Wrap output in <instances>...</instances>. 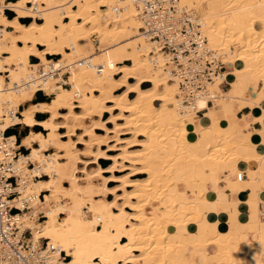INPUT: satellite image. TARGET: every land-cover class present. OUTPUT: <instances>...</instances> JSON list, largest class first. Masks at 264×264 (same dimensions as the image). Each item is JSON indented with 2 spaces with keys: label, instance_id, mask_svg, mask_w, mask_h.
Returning a JSON list of instances; mask_svg holds the SVG:
<instances>
[{
  "label": "bare ground",
  "instance_id": "6f19581e",
  "mask_svg": "<svg viewBox=\"0 0 264 264\" xmlns=\"http://www.w3.org/2000/svg\"><path fill=\"white\" fill-rule=\"evenodd\" d=\"M196 1L208 45L221 50L235 42L225 61H234L233 74L249 75L253 89L261 82L264 97V0ZM0 2V127L22 123L45 132L29 131L21 138L20 145L29 152L18 161L30 160L35 173L43 171L48 178L21 184L13 200L16 207L28 208L17 215L18 223L31 229L34 243L41 237L57 253L71 256L62 264H181L178 258L191 243L197 249L204 245L205 251L198 258L186 256L182 264H264V227L257 228L255 241L236 236L223 240V232L207 223L209 211L218 212L219 201L209 200L205 180L198 178L204 175L218 183L224 174H217V165L248 163L251 158L242 152L253 144L247 136L237 140L235 118L228 119L225 112L223 125L214 107L198 116L196 111L207 107L206 97L197 98L192 109L181 108L175 96L178 80L165 79L162 56L139 31V12L129 0ZM179 5L193 8L192 0H179ZM4 6L15 13L12 18L3 13ZM20 17L33 19L23 23ZM91 33L97 34L101 52L94 51ZM54 55L57 60L47 57ZM25 56L40 62L31 63ZM65 73L70 89L58 83ZM224 77L208 83L210 93ZM38 91L54 97L32 103ZM219 99L215 105L220 107L229 101ZM12 112L19 115L10 118ZM35 113L47 116L36 120ZM45 148L53 152L46 154ZM99 159L110 163L101 167ZM111 182L116 184L109 186ZM189 185L195 186V194L178 199L176 187ZM39 190L46 192L43 199ZM83 208L92 216H85ZM39 211L44 219L36 224L33 218ZM189 223L197 228L188 233L187 242L174 243L171 234ZM110 227L117 231L111 233ZM106 238L113 240L105 244ZM121 238L126 244L119 243ZM106 248L115 252L107 255ZM92 252L98 263L90 260Z\"/></svg>",
  "mask_w": 264,
  "mask_h": 264
},
{
  "label": "built area",
  "instance_id": "2783aa9c",
  "mask_svg": "<svg viewBox=\"0 0 264 264\" xmlns=\"http://www.w3.org/2000/svg\"><path fill=\"white\" fill-rule=\"evenodd\" d=\"M129 1L138 9L139 31L150 43L151 50L162 56L165 79L178 80L176 97L181 108L192 109L199 97H206L207 105L214 106L218 96L210 93L207 85L224 74L225 65L230 61H225L221 50L208 45L195 9L180 6L179 0ZM157 56L151 55L155 64ZM38 70L44 76L43 66ZM206 109L197 110L196 114ZM14 114L18 115L12 112L10 118ZM8 128L0 127V264H62L66 257L64 252L57 253V247L49 241L34 243L31 229H23L18 223L17 215L28 210L14 204L13 200L19 195L18 188L48 175L43 171L36 174L30 160L18 161L25 154L19 152L16 140L7 134ZM242 176L241 171L235 173L236 180Z\"/></svg>",
  "mask_w": 264,
  "mask_h": 264
},
{
  "label": "crops",
  "instance_id": "0c3cea01",
  "mask_svg": "<svg viewBox=\"0 0 264 264\" xmlns=\"http://www.w3.org/2000/svg\"><path fill=\"white\" fill-rule=\"evenodd\" d=\"M11 1L14 2L15 0H5V3L9 4ZM2 10L7 18H12L15 15V13L11 9H8L5 6ZM31 19L33 18L20 17L19 21L23 23H28ZM36 19L39 21V16H37ZM38 47L42 48V46L40 47V44H38ZM54 56L55 57H51V56H47V57H49L50 59H54L58 57L57 55ZM25 59L31 63H37L36 61L38 58L25 56ZM231 67H232L231 63L225 65L223 76L226 75L227 77L226 78L224 77L220 87L218 85V89L220 90V92L216 90V92L219 93L217 96L223 94L222 97H225V100H229V101L223 107L216 106L214 108L220 114V122L222 123V125L226 121L225 118L223 117L224 112L227 114L228 119L235 118L236 125L239 128V130H241V131L238 130L236 133L237 140L244 141V138L247 139L248 137L249 141L253 144L254 147H251L249 150L242 152V154H246L251 158L248 163L243 161H240L238 163L228 162V163H224L223 165L222 163H219L217 165L216 172L218 175L221 174L224 175L221 176L222 180L219 181L218 183H214V181L209 179L207 176H202L203 177L202 181L205 180L204 181L205 186L209 191L208 193L209 200L219 201L218 212L213 213V210L209 211L210 214L208 215L207 223L210 224L211 228L223 232L222 233L223 240L231 236L234 237L236 236L237 239L242 241H249V240L255 241L257 239V232H256V230H258L257 228L264 227V173L261 174L260 172H258L259 168H262V170H264V158H262L264 157V149H262V147H264V144H262L264 143V97H262L260 94L262 88L261 82L257 83L255 89H253L254 85L252 82H250L251 80L250 76L249 75L245 76L242 73H240V75L236 73L233 74ZM68 76H69L68 73L63 74V79L58 82L66 89L71 87L70 83L66 82ZM240 77L242 78V80H239ZM235 81H237V85L233 87L232 83ZM50 97L51 96L46 95L43 91H38L31 102L35 104L39 102H47L50 100ZM27 105L28 103H26L25 105L22 104V106H20L19 109H22L24 106ZM211 108H213V106L207 105V109L201 113H197V115L202 117ZM220 110L223 111V113ZM17 114L19 115L18 112ZM108 115H109L108 113H104L103 118L108 117ZM46 116L47 114L43 115L42 113H35L36 120H42ZM108 126L110 127L111 125L108 124ZM9 130H15V131L8 132ZM64 130L65 129H58L59 132H63ZM29 131L30 132L42 131L43 133H45L44 129H42V127L40 126L34 125L33 127H29L28 125H24L22 123L11 126L7 129V134L15 137L16 145L19 148V152L22 154H27L29 152L26 146L20 145L21 138L26 134H28ZM77 132L79 133L80 130ZM97 133H103V132L97 130ZM72 138L76 139L77 137L73 136ZM77 147L82 148L83 145H77ZM101 148L102 150H105L106 146H101ZM259 149H261L262 154H260L261 157L258 159L256 156L260 152ZM50 152H53V150L51 149L49 151H45L44 153L48 154ZM109 163H110L109 160L99 159V165L101 167H106ZM78 166L81 167L82 164H78ZM235 170H237V172L239 171L243 172V176L240 180H238V182H236L235 175L231 174V172L233 173L235 172ZM77 174H80L79 176L83 175V173L80 172H78ZM108 174L109 173H105L104 175L106 176ZM115 174L117 175L119 173H115ZM47 178H48L47 176L42 177V179H47ZM226 179H230V183L233 185L231 184L229 185ZM115 184L116 183L111 182L109 183V186H113ZM176 190H177L176 197L182 200L186 198L188 195H194L196 188L194 185H189L187 189H179L178 187H176ZM37 193H38V198L41 199H43L42 198L43 195L46 194V192L42 190H39ZM107 198L108 200L113 199L112 196H107ZM256 200L258 201L256 202ZM207 208L211 210L210 206H207ZM152 212H156V210L152 209ZM63 216L64 215L62 214V217ZM73 221L76 222V219L73 218ZM39 222L40 220L39 221L36 220V224H38ZM199 224L202 230L208 229V225L206 223H199ZM196 228H197L196 224L189 223L188 225H185L181 231L179 232L174 231L171 234V240L174 243H177L179 241L186 243L187 240L189 239L188 233L195 231ZM98 229L102 230L101 227H98ZM109 231L111 233H115L117 230L113 227H110ZM112 240H113L112 238H106L104 239V243L109 244L110 242H112ZM97 241L98 238L96 236H93L92 242L96 243ZM119 243L121 245H124L126 244V240L124 238H121L119 240ZM200 247H198L197 249V247L193 246V244L191 243L188 246V248L184 251L183 255L179 256L178 262L181 264L184 263L185 257L188 255L195 254L196 257L198 258L200 254L205 251L204 245H201ZM114 252H115L114 248L105 249V253L107 255H112ZM65 256L66 258H63V261H67L68 257L69 258L71 257L68 255ZM89 258L90 260L96 263L99 262V257L95 252L90 253Z\"/></svg>",
  "mask_w": 264,
  "mask_h": 264
},
{
  "label": "rangeland",
  "instance_id": "374dc122",
  "mask_svg": "<svg viewBox=\"0 0 264 264\" xmlns=\"http://www.w3.org/2000/svg\"><path fill=\"white\" fill-rule=\"evenodd\" d=\"M198 2V3H197ZM194 3V4H193ZM198 5H197V4ZM117 4V3H116ZM116 4H114V5H116ZM202 5V4H201ZM194 9H195V11L197 12V14L199 15V17L201 16V14H202V11L199 9V6H200V4H199V1H194V0H192V5H191ZM197 6V7H196ZM40 21V20H39ZM89 40L91 41V43L93 44L92 46H93V49H94V51L95 52H101V51H98V48H97V46L99 45L97 42L95 43V40H98L97 39V34L96 33H91L90 35H89ZM228 48V50L226 49V48H223V49H221V51L223 52V53H225V56L227 55V51H229V50H235V47H236V43L234 42V43H231V44H229L228 46H227ZM227 50V51H226ZM58 58V57H57ZM57 58H54L53 60H57ZM231 58V57H230ZM37 63H39L40 61H39V59H37V61H36ZM232 62H233V64H234V61L232 60V61H230V63L232 64ZM5 74H7V73H5ZM58 74H56V76H57ZM63 78V77H62ZM71 88V87H70ZM70 88H68V89H70ZM216 90H218V92H220V90L219 89H214V91H216ZM214 93V92H213ZM49 96H51V97H54V95L53 94H49ZM175 96H176V94H175ZM219 98H222V94H220V96H218V98L216 99V100H220ZM215 100V104L218 102V101H216ZM214 104V106L213 107H216V105ZM15 130H9L8 132H14ZM45 150H47V148H45L44 149V152H45ZM235 172H237V170H235ZM235 172H231V174H233V175H235ZM80 174H77V176H79ZM202 176H204V175H201V176H198V178L200 179V181H202ZM35 179H37V178H35ZM29 183V182H28ZM43 198V197H42ZM41 199V198H40ZM63 202V201H62ZM83 211H84V214H86L85 216H87V217H90V216H92L91 214H92V212H90V211H88V209L87 208H83L82 209ZM39 213V216H40V218L39 219H37L38 221L40 220V222L41 221H43V219H44V217H43V212L42 211H39L38 212ZM38 213H36L35 214V216H34V218H33V221H34V223H36V218H37V214ZM91 213V214H90ZM90 215V216H89ZM46 240H44L43 238H41V239H39V242L40 243H43V242H45ZM62 256H63V253H62ZM66 258V257H65ZM68 259H69V257H68ZM67 259V260H68Z\"/></svg>",
  "mask_w": 264,
  "mask_h": 264
}]
</instances>
